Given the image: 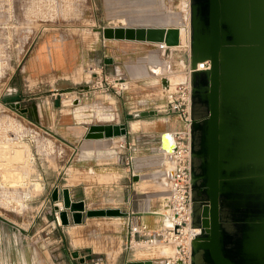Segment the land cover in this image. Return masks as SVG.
Returning a JSON list of instances; mask_svg holds the SVG:
<instances>
[{
    "label": "rangeland",
    "instance_id": "1",
    "mask_svg": "<svg viewBox=\"0 0 264 264\" xmlns=\"http://www.w3.org/2000/svg\"><path fill=\"white\" fill-rule=\"evenodd\" d=\"M188 12L189 0H0V217L11 223L0 220V264H62L63 250L73 246L93 249L104 264H123L126 219L88 218L70 233L53 222L50 192L57 183L85 196L89 209L152 213L146 215L151 227H159L160 216L153 214L166 209L171 168L159 142L161 134L183 125L181 83L173 84L187 79L188 31L186 49L174 48L169 56L152 42L108 43L107 52L118 57L119 73L108 67L96 77L92 70L98 72L104 63L90 66L85 58L65 77L90 73L88 89L63 90L55 99L38 89H47L42 85L46 76L27 62L35 56L49 61L60 48L95 53L101 40L95 31L103 27H187ZM151 67L159 74L151 73ZM160 78L170 80L171 89H163ZM65 86L61 81L60 87ZM16 102L34 104L42 128L16 113ZM150 111L156 114L140 115ZM122 123L128 129L125 137L83 140L90 125ZM173 251V245L163 243L135 248L133 254L163 264Z\"/></svg>",
    "mask_w": 264,
    "mask_h": 264
},
{
    "label": "water",
    "instance_id": "2",
    "mask_svg": "<svg viewBox=\"0 0 264 264\" xmlns=\"http://www.w3.org/2000/svg\"><path fill=\"white\" fill-rule=\"evenodd\" d=\"M188 13L191 227L199 230L191 241V264H264V0H189ZM104 37L161 41L166 47L163 56L184 44V30L177 27L119 26L106 28ZM203 61L209 62V68L197 71ZM160 83L166 90L167 79L160 78ZM13 108L41 127L34 116L35 105ZM126 134L125 123L90 125L83 139ZM160 149L174 152L173 133L161 135ZM50 200L63 226L80 225L86 218L128 215L116 208L90 210L84 200H72L68 188L60 184L50 192ZM197 203L199 211L194 208ZM72 256L77 258L78 252Z\"/></svg>",
    "mask_w": 264,
    "mask_h": 264
},
{
    "label": "built area",
    "instance_id": "3",
    "mask_svg": "<svg viewBox=\"0 0 264 264\" xmlns=\"http://www.w3.org/2000/svg\"><path fill=\"white\" fill-rule=\"evenodd\" d=\"M186 36L188 26L185 23L180 25ZM179 28V27H178ZM186 45L176 48L186 49ZM165 45L159 46V51L165 49ZM174 49V48H173ZM187 56L188 50L186 49ZM188 60V57H187ZM209 68V62L203 61L197 64L196 70L202 71ZM96 77L101 76L105 70V64L98 67L95 72ZM188 80L180 84L182 89V105L184 110L182 113V128L173 133L175 150L172 153H166L160 149L159 152L168 158L171 163V175L167 176L168 198L164 214L160 215L159 227H151L142 220L132 223L130 220L126 222V231L124 235V250L127 254H132L134 249L145 250L149 247L158 246L160 244H171L174 251L171 256L163 260V264H191V241L199 233L198 229L191 227V133H190V84L189 76L192 72L187 61L186 69ZM99 75V76H98ZM102 79V78H101ZM120 79H116L119 81ZM103 81V80H102ZM105 84L107 78L104 77ZM160 83V80L158 81ZM110 87L106 88L108 93ZM19 103H14L13 107ZM9 106V105H8ZM152 215V214H151ZM58 212H55V219L58 225ZM139 219V218H138ZM166 222V224H165ZM62 225V224H61ZM84 264H91L85 262Z\"/></svg>",
    "mask_w": 264,
    "mask_h": 264
},
{
    "label": "crops",
    "instance_id": "4",
    "mask_svg": "<svg viewBox=\"0 0 264 264\" xmlns=\"http://www.w3.org/2000/svg\"><path fill=\"white\" fill-rule=\"evenodd\" d=\"M118 27L119 26H116L114 28L113 27H103L101 29H96L95 32H97V34L101 35V40L98 44L94 45L92 50L95 51V53L92 52L93 54L91 53V54L82 55V53H78V52L73 53L72 50H69L67 48H60L58 50L54 49L51 52V58L49 61L46 60L44 58V56H42L40 58H39V56H35V58L28 60L27 63L29 64V66H33L32 68L35 67L37 70L39 69L41 71V73H43L46 76V82L42 85H46L47 89L45 90L44 86H39V85H38V89L41 91H46L47 93H50L48 95V97L53 98V99H55L54 97H56L57 95L61 96V94H59V93L63 90H72V92L79 91V90H85L86 88H88V86L86 84L88 83L87 79L91 77L90 73L88 74V72L82 71L84 73H81V75H78L79 72H77L74 75V77L71 79L65 77L66 75L72 74L73 69L76 67L78 62L83 61L85 58L91 63L90 66H93L97 63L102 62L105 64V70L108 67H112V70H114V74L115 75L118 74L119 73V67L116 65L118 57H116L113 53L107 52L108 50L106 49V47H108V45H109L108 43H114L112 41H120V40L119 39H108V38L104 37V30L106 28L116 29ZM150 44L157 46L159 48V46L153 42ZM106 60H111V63H105ZM61 81H64V84L66 85L64 88L60 87ZM180 83H182V80H179L178 82L174 83L173 85L175 86V85H178ZM19 96L21 97V95H19ZM32 105H34V104H32V103H30L29 105L26 104V106H30V107ZM37 111H39V110H35V112H37ZM174 127L178 128V125H176ZM174 131H176V130H174ZM171 132H173V131H171ZM127 134H128V129H127ZM114 139H116V138L109 139V140L112 141ZM92 141L95 142L96 140H92ZM62 186L65 188H69L72 200H74V201L84 200V202L86 203V206L88 207L87 199L85 196L78 197V196H76V193L73 191V189L70 188V186H68V185H62ZM94 209H90V210H94ZM104 209H107V208H104ZM116 209H118V208H116ZM139 213L143 214V215L138 216V215H135L137 213H131V214L129 213L126 217H120V218H125L126 222L128 220H130L132 223H135L137 220L138 221L142 220L151 226L152 224H151L150 220H148V216H146L148 214H146L145 212H139ZM149 214H152V213H149ZM153 215L158 216V213H154ZM104 218H114V217H104ZM86 219H88V218H86ZM64 227L68 228L70 233H71L72 231H77L78 228H81L82 224L75 225V224L71 223V224L64 226ZM61 239H62V237H59L58 240L61 241ZM123 246H124V237L121 239V250H120V252L124 254L123 264H125L126 261H130V260H146L143 257H136L133 253L127 254L126 251L124 250ZM165 251L166 250H164L162 253L163 254L166 253ZM73 252H78L77 258H74L72 256ZM166 257H168V256H164V258L162 260H164ZM148 260H152L154 262L153 258H148ZM104 261H105V258L102 255L94 252L93 249H91V250L88 249V250L84 251V250H82V248L78 249V248L73 246V248L70 249L69 251H67V249L63 250V257H62L61 263L62 264H84L85 262H90L91 264H104ZM154 264H156V263L154 262Z\"/></svg>",
    "mask_w": 264,
    "mask_h": 264
},
{
    "label": "bare ground",
    "instance_id": "5",
    "mask_svg": "<svg viewBox=\"0 0 264 264\" xmlns=\"http://www.w3.org/2000/svg\"><path fill=\"white\" fill-rule=\"evenodd\" d=\"M188 19H189V13H188ZM173 27H177V28L179 27V28H181L180 26H174V25H173ZM188 45H189V26H188ZM187 57H188V56H187ZM158 71H159V70H158ZM159 72L161 73L162 71H159ZM154 73H155V74H159V73H157V72L155 71V69H154ZM180 76L183 77L182 74H180ZM186 78H187V79H186V81H187V80H188V77H186ZM166 79H167V78H166ZM176 82H177V81H176ZM170 83H171L170 80L167 79V86H169V87L166 88L167 90L171 89V87H170ZM68 93H69V92H66L65 94H68ZM161 135H162V134H161ZM160 137H161V136H160ZM58 204H60V203H58ZM96 210H97V209H96ZM161 214H162L161 212H158V216H160ZM114 218H115V219H118V218H120V217H114ZM58 222L61 223V221H60L59 218H58ZM161 246H162V245H161Z\"/></svg>",
    "mask_w": 264,
    "mask_h": 264
},
{
    "label": "flooded vegetation",
    "instance_id": "6",
    "mask_svg": "<svg viewBox=\"0 0 264 264\" xmlns=\"http://www.w3.org/2000/svg\"><path fill=\"white\" fill-rule=\"evenodd\" d=\"M194 208H195L196 211H199V209H200V203L195 204Z\"/></svg>",
    "mask_w": 264,
    "mask_h": 264
}]
</instances>
